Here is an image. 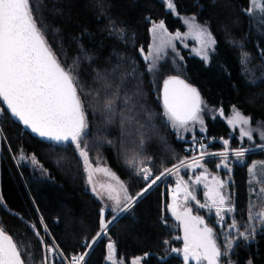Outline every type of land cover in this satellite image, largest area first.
Masks as SVG:
<instances>
[{
  "label": "trees",
  "instance_id": "obj_1",
  "mask_svg": "<svg viewBox=\"0 0 264 264\" xmlns=\"http://www.w3.org/2000/svg\"><path fill=\"white\" fill-rule=\"evenodd\" d=\"M31 4L38 27L60 63L67 68L74 67V62L78 65L75 72L85 101L91 163L110 168L131 196H136L147 181L136 174V166H129L127 161L133 156L144 160L142 166L149 167L153 176L189 158L184 152L187 143L176 137L165 119L160 94L140 51L148 50L153 21H163L173 32L183 29L179 17L160 0H31ZM174 4L178 15L195 16L209 26L216 39L208 65L184 52L181 77L197 88L209 106L221 108L225 114L235 106L253 122L264 123V26L258 28L248 15L249 0H174ZM245 56L247 63L243 62ZM133 69L138 75H127ZM97 71L107 73L114 85H121V96L139 90L132 99L147 111L137 118L143 121L151 114L149 124L140 128L145 134L142 150L139 133L124 134L119 117L107 123L105 114L90 103L87 94L103 85L102 80L93 79ZM122 82L129 87L124 88ZM0 107H4L2 101ZM123 108L117 101V112ZM0 129V227L18 244L25 264H42L41 237L46 244L50 236L66 256L76 254L80 243L90 242L100 230L102 208L87 187L85 167L74 145L43 141L10 115H0ZM206 132L224 138L231 135L221 119H206ZM235 145L232 138V148ZM221 148L214 143L204 151ZM260 152L250 155L247 162L261 156ZM21 155H35L46 170L44 175L20 160ZM246 166H235L231 184L240 231L247 227L251 198ZM169 184V179L161 178L129 211L120 213L109 226L108 237L93 246L85 264H106L109 242L126 262L147 253L143 264H183L176 252L167 249L174 236L169 226ZM105 219H111L108 212ZM230 239L236 241L230 254L235 264H264V230L256 229L254 239L244 240L238 232Z\"/></svg>",
  "mask_w": 264,
  "mask_h": 264
},
{
  "label": "snow or ice",
  "instance_id": "obj_2",
  "mask_svg": "<svg viewBox=\"0 0 264 264\" xmlns=\"http://www.w3.org/2000/svg\"><path fill=\"white\" fill-rule=\"evenodd\" d=\"M165 3L170 12L178 15L174 0H165ZM249 3L250 7L246 10L248 15L251 16L254 14V10H259L260 14L264 16V3L261 0H249ZM195 21V16L184 19L189 32H194L201 44L197 55L207 61L209 58L208 50H214L216 40L206 26L197 24ZM151 32L154 41L159 38L160 42L155 47V52L150 50L147 55H144V60L147 62L150 58L152 59L148 71L154 73L158 71L156 61L161 58L160 53L169 46L175 51V45L172 44V37L163 21L153 22ZM174 38L180 39L181 33L177 32ZM140 51L143 55V49ZM243 62L247 63V56H245ZM76 67L78 65L75 62L72 68H67L60 63L56 54L48 45L42 29L38 27L31 0H0V101H3V104L6 105V108L0 107V115H10L12 119L21 123L24 128L29 129L31 133L44 140L54 142L57 145H74L75 152L85 167L87 181L92 184L93 169L89 159L87 143L89 136L88 120L85 101L81 95L83 90L79 85V78L75 72ZM127 75L135 77L138 73L133 69ZM93 79L96 82L102 80L103 85L87 94L90 97V103L105 114L107 123H112L115 117H119V123L123 127L124 134L135 135L139 133L141 139L138 147L142 150L145 134L140 132V128L149 124L151 114L149 113L148 119L143 121L137 118L138 116L142 117L147 111L140 106L139 101L132 99L133 96L140 94L139 90L137 89L131 95L125 92L121 96V85H114L113 81L108 79L107 73L102 75L97 71ZM248 83L254 82L249 81ZM122 85L124 88L129 87L123 82ZM117 101L124 105L120 112H117ZM202 105L203 101L199 92L178 76H170L163 81V107L167 120L174 129L187 130V125L190 122L203 124L200 113L207 106L203 105L202 107ZM220 115H224L223 109H220ZM227 123L234 129L239 128L241 141L245 137L247 140L252 141L254 131H258L260 138L264 139V130L250 127L252 118L244 115L235 106L232 107V113ZM2 132L3 129H0V134ZM108 143H112V141H108ZM223 143L225 152L209 153L208 155L223 157L217 167L222 165L228 169L227 146L229 141L224 140ZM203 147L201 145V148ZM261 147H264V145H261ZM247 151L249 149L241 148L233 150V154L237 160H241ZM204 154L202 152L201 156ZM19 159L22 161L30 160L33 166H39L41 170L46 171L35 155L31 157L21 155ZM148 159L150 160V158ZM194 161L195 167H203L199 160L194 158ZM127 162L130 167H137L136 174L141 175V178L147 181L145 187L136 196L128 195L127 189L115 174L107 169H95L97 172L103 171L112 180H115L119 184L120 190L124 192V196L123 199L118 195L113 196L112 192L115 189L111 185L107 187L108 199L113 200L115 203V208H112L110 212H116L117 214L112 215L111 219H105L102 212L100 230L90 242H84L83 247L87 250L78 255H73L69 264H84L85 258L89 255L93 246L102 238L108 237L109 226L118 220L119 213L129 211L135 202L143 197L161 177L173 174V169L165 168L159 175L153 176L149 167L142 166L144 160L137 161L136 156H133ZM180 163L183 164L184 161ZM188 167H192V165H188ZM175 168L178 174L179 165H176ZM249 171L251 172L252 169ZM202 180H207V176H196L193 183L201 184ZM212 181L211 184H204L207 190L205 195L208 203H200L196 196L188 190V186L183 183L182 179L177 181L173 192V203L170 210L176 220L183 226L184 245L182 249L173 248L171 251L182 253L184 264H188L190 259L194 260L196 264H200L202 260L206 261L207 264H233L230 259L224 260L222 258L230 256L236 243L235 240H229L223 247L218 246L213 228L205 224V220L201 216H193L191 207L185 208L182 213L177 211V208L180 207L177 198L183 192L185 204L191 199L200 208H208L210 211L215 209V215L218 217L219 222L223 224L225 214L235 211V208L230 203L231 198L221 191L224 188V182L216 177H212ZM93 192H96L95 187H93ZM258 194H264V188L259 189ZM255 207V202H252L248 211V226L244 231H238V236L244 240L254 239L257 224L264 230V204L258 212H253ZM224 226L229 227L230 230L238 228L234 220L230 225ZM32 227L35 228L34 225ZM44 230L47 231L46 226ZM36 236L40 237L39 231H36ZM39 243L43 246L45 252L42 264H54L52 257L56 256L57 253L60 256L64 255L54 242L51 245L45 244L41 237ZM164 243L167 244L168 241ZM107 249L109 250L107 255L109 264H117L114 243L109 242ZM147 256L148 254L145 253L143 257L132 258L129 264H142ZM0 264H25L18 244L2 228H0ZM119 264H125L124 260L120 259ZM248 264H252V262L249 261Z\"/></svg>",
  "mask_w": 264,
  "mask_h": 264
},
{
  "label": "rangeland",
  "instance_id": "obj_3",
  "mask_svg": "<svg viewBox=\"0 0 264 264\" xmlns=\"http://www.w3.org/2000/svg\"><path fill=\"white\" fill-rule=\"evenodd\" d=\"M163 2L165 5V0H160ZM262 3H264V0H261ZM167 7V6H166ZM250 7V6H249ZM168 9V8H167ZM177 17L180 18L181 24L183 26V29H178L176 31H169L168 33L172 37V44L175 45V51H173L172 47H166L164 50L160 53V59L156 61V65L158 68V71L156 72H149L151 75V80L154 83V87L157 93L160 94V88H161V82H163L162 78L168 77V76H182V71L184 67V52H188L191 56L197 57L201 61H203L206 65L210 63L211 55L214 52L213 49L208 50V55L209 58L207 61L201 59L199 55H197V52L201 48V44L198 41L196 35L194 32H189L188 26L184 23V19L193 17V16H188V15H177ZM252 19L256 22V25L258 28L261 26H264V16H262L259 12V10H254V14L251 15ZM153 22H160V21H153ZM153 22L150 25V44L148 47V50L143 54L147 55L149 51L155 52V47L159 44V38H157L155 41L153 39V34L151 32ZM197 24H200L202 26H206L208 28V31L211 32L209 26L205 23H200L197 20L195 21ZM177 32L181 33V38L180 39H175V34ZM212 33V32H211ZM213 38L215 39V36L212 33ZM216 40V39H215ZM216 47V44L214 45V49ZM179 53V55H177ZM182 58V59H181ZM146 62V61H145ZM147 63V69L149 64L152 63V59L150 58ZM162 80V81H161ZM203 105H206L207 107L204 108V110L200 113L202 119H203V124L200 123H194L190 122L187 125V130L185 129H174L171 126V123L167 120V117L165 115V119L167 123L169 124L170 128L173 130V132L176 134V137L181 140L185 141L187 143V147H192V149H195V153L190 154L189 158L184 159L183 164H179V172L178 174L176 173V168L173 169V174L165 176L167 179H169L170 184L168 187H171L175 190L176 184L178 180H183V183L188 186V190L191 191L197 198V200L200 203H208L207 197L205 195L206 189L204 187L205 183L211 184L213 183L212 177H216L218 180L224 182V188L221 190L226 196L230 197V203L234 205V193L231 188V184L233 183V173L235 170V166L237 165H247V183H248V189L250 193V204L252 202H255L256 207L253 209V212H258L261 210L262 204H264V194H258L259 189L264 188V147H261V145H264V139L260 138L259 132L254 131L253 132V140L249 141L245 137L243 141H241L240 136H239V128H233L227 123L228 118L231 116L232 113V108L230 111L223 116L220 115V109L221 108H214L209 106L203 101ZM202 105V107H203ZM224 112V111H223ZM210 118L211 120L214 119H221L223 120L226 125L230 128L231 130V135L228 138H224V140H228L229 144L227 146V156H228V165L229 168L226 169L222 165L220 167H217V164H220L223 157L221 156H213V155H208L209 152H205L204 149L206 147L201 148V145H203L202 142H200V139L202 137L207 136L206 132V119ZM250 127L253 129H262L264 130V123L260 121H256L251 123ZM232 138L235 139L236 145L231 146L232 144ZM221 145V150L217 151H212L210 153H222L225 152V145L223 142L219 143ZM235 147V148H234ZM241 148H246L249 149L245 153V156L241 158V160H237L235 155L233 154V150H238ZM261 151L262 153L261 156L258 158L254 157L253 160H249V156L252 155L253 153ZM205 153L203 156H201V153ZM31 157V156H28ZM199 160L202 164L203 167H195V161ZM206 159H215V161H212L210 163L209 161H206ZM24 163L28 164L33 170L37 171L40 175H44V171L41 170L39 166H33L30 162V160H24ZM248 163V164H246ZM92 164V184H89L87 181V173H86V184L89 189V191L96 197V199L100 202L102 210L104 212H108L109 215H116V212H110L112 208H115V203L113 200L108 199V193L106 191L107 187L111 185L115 191L112 192L113 196H119L121 199H123L124 192L120 190L119 184L115 180H112L109 176H107L103 171L97 172L95 171L96 168L100 169H107L111 173L114 174V172L108 168L107 166L101 164V163H91ZM188 165H192V167H188ZM230 169V171H229ZM252 169L250 172L249 170ZM201 175H206L207 180H202L201 184H195L193 183L194 179L196 176H201ZM115 176L119 179V181L124 185V187L127 189L123 181L115 174ZM161 177V178H165ZM104 187H101V186ZM93 187H95L96 192H93ZM128 195H131L129 191L127 190ZM169 199H170V206H169V211L170 214L171 210L170 207L173 203L172 201V194L169 192ZM177 202L180 205V207L177 208V211L179 213H182L185 208L191 207L192 208V215L193 216H201L205 220V224H207L209 227L213 228L214 230V236L216 238V242L218 246H223L225 245L230 239L231 235L233 233H236L242 228L237 224L238 228L237 229H232L230 230L229 227H226L224 225H230L231 222L234 220L235 221V211L231 213H226L225 214V220L224 223L221 224L218 220V217L215 215V209H212L211 211L208 208H200L195 201L189 199L187 204L184 203V194L181 192L179 197L177 198ZM120 214V213H119ZM247 221H248V215H247ZM249 223V221H248ZM248 223L246 224L248 226ZM255 223V222H253ZM169 226L171 230L174 233L173 236V241L167 244V249L169 252H172L171 249L176 248V249H182L184 245L183 241V226L179 221L176 220V218L172 215V220L169 223ZM203 227V225H201ZM256 229H262L260 225H256ZM221 243V244H220ZM109 252V250H108ZM116 253V251H115ZM177 253V252H176ZM108 255V253H107ZM107 255L105 258V263L109 264V261L107 260ZM177 255L181 258L183 264V255L182 253H177ZM116 259H117V264H119L120 258L116 254ZM230 259L233 264L234 261L231 259V257H226L225 260ZM124 260V259H123ZM125 264H129V262H126L124 260ZM143 264V261H142ZM188 264H196L194 260H189ZM200 264H207L206 261H201Z\"/></svg>",
  "mask_w": 264,
  "mask_h": 264
},
{
  "label": "built area",
  "instance_id": "obj_4",
  "mask_svg": "<svg viewBox=\"0 0 264 264\" xmlns=\"http://www.w3.org/2000/svg\"><path fill=\"white\" fill-rule=\"evenodd\" d=\"M224 141V137H216V136H210V135H207L206 137H202L201 139H200V142H202L203 143V146L204 147H207V146H209V145H211V144H214V143H221V142H223ZM184 152L187 154V155H190L191 154V152L192 153H195V149H192V147H185L184 148ZM171 193L172 195H173V192H174V189L173 188H171V187H168V193ZM169 195V194H168ZM86 240H83L81 243H80V249H79V251L76 253V254H73V255H78V254H80V253H82V252H84V251H86L87 249H85L84 247H83V244H84V242H85ZM55 243V245H57V243L49 236V242L48 243H46V244H48V245H51L52 243ZM59 250H60V252H62V250L60 249V247H59ZM90 253V252H89ZM64 254V253H63ZM44 255H45V252H44ZM73 255H71V256H66L65 254L63 255V256H60L59 255V253H57V255L56 256H54V257H52V259H53V261H54V264H69V262H70V260H71V257L73 256ZM88 257V256H87ZM87 257L85 258V262H86V260H87ZM85 262H84V264H85Z\"/></svg>",
  "mask_w": 264,
  "mask_h": 264
},
{
  "label": "water",
  "instance_id": "obj_5",
  "mask_svg": "<svg viewBox=\"0 0 264 264\" xmlns=\"http://www.w3.org/2000/svg\"><path fill=\"white\" fill-rule=\"evenodd\" d=\"M170 77V76H169ZM168 78V77H167ZM166 78V79H167ZM180 79H182V80H184L185 81V83H187V84H189L191 87H193V88H195L196 90H197V88L196 87H194L191 83H189L188 81H186L184 78H182V77H179ZM165 80V79H164ZM163 80V81H164ZM198 91V90H197ZM199 92V91H198ZM200 94V93H199ZM200 97H201V95H200ZM160 99H161V103H162V106H163V82H162V84H161V88H160ZM201 100H202V97H201ZM3 102V101H2ZM4 107L6 108V105H4ZM164 108V107H163ZM165 110V109H164ZM16 123H18L25 131H27L28 133H30V134H32V135H35L36 137H38L36 134H33V133H31V131L29 130V129H26V128H24V126L21 124V123H19L18 121H15ZM39 139H41V140H43V141H46V142H50V143H54V142H51V141H48V140H44V139H42V138H40V137H38ZM102 212H103V216H104V218H105V212H104V210H101V214H102ZM1 228V227H0Z\"/></svg>",
  "mask_w": 264,
  "mask_h": 264
}]
</instances>
